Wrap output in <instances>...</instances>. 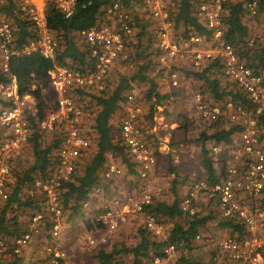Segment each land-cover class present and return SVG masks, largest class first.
<instances>
[{
  "label": "built area",
  "instance_id": "obj_1",
  "mask_svg": "<svg viewBox=\"0 0 264 264\" xmlns=\"http://www.w3.org/2000/svg\"><path fill=\"white\" fill-rule=\"evenodd\" d=\"M17 1L31 22L35 37L17 49L10 23L0 17V72L6 77L0 78V202L8 198L7 185L12 169L29 147L33 135L32 118L42 136L57 130L62 132L55 150L54 166L49 173L36 178L29 190L30 196H39V209L30 217L20 236L11 242L0 239V254L12 252L21 255L30 242L41 234L45 233L55 241L61 236L64 213L61 187L71 179L78 160L87 153L91 143L87 125L89 127L97 113L94 100L80 98L79 90L99 94L106 88L112 70L127 75L135 70L136 62L127 52V44L133 34L131 14L122 3L114 1L105 10L110 23L94 25L78 32L91 63L84 70L56 65L49 71L48 88L53 100L51 103L45 101L47 109L40 117L35 96L30 92H20L17 79L10 72V61L19 53H38L46 60H53L58 42L47 22L48 0ZM51 1L64 19L73 16L77 0ZM228 1L234 0H201L198 4L196 15L210 32L208 41L197 34L176 40L168 0H143V7L149 13L156 33L155 62L161 73L157 81L159 84L178 89L190 78L180 69L185 62L192 68H201L216 59L221 64L223 74L237 85L248 100V106L231 100L219 105L205 100L200 91L192 95V106L198 120L213 124L224 117L231 124L240 126L239 140L234 144L210 147L209 155L226 151L230 155V162L225 164L221 177L213 183L205 179L190 180L187 193L180 200V208L186 215H195L199 194L205 193L210 200L216 201L215 209L221 217L238 219L247 232L245 237L227 236L220 240L218 247L221 256L233 263L263 264L264 237L259 233L264 230V209L258 205L257 199L264 190V149L258 127V117L264 112V71L256 72L246 66L238 58L233 45L223 38L221 12ZM246 7L249 15H257L256 0L247 3ZM253 40L250 38L248 43L251 45ZM173 98V95H168L166 102L170 103ZM156 108L161 111L163 106L157 105ZM117 112L118 138L137 168L135 178L138 184L131 193L102 197L104 187L110 186L111 181L124 174L121 165L108 161L93 190L92 197H97L94 214L87 218L108 233H113L131 218L141 216L145 228L153 235L162 237L166 227L147 211L161 197L162 186L153 181L156 165L151 137L153 127L141 125L144 106L136 84L131 83ZM108 157H113V154H108ZM90 203H84V209ZM46 225L49 226L48 232L45 231ZM199 238L197 234L195 239ZM100 240L103 242L105 238ZM88 241L95 243L90 236ZM45 252L49 257L48 264H74L60 245L48 244ZM161 253L146 264H172L176 247L167 244Z\"/></svg>",
  "mask_w": 264,
  "mask_h": 264
},
{
  "label": "trees",
  "instance_id": "obj_2",
  "mask_svg": "<svg viewBox=\"0 0 264 264\" xmlns=\"http://www.w3.org/2000/svg\"><path fill=\"white\" fill-rule=\"evenodd\" d=\"M114 1L122 3L131 14L133 34L127 44V52L136 62V68L127 75L112 70L106 88L99 94L79 90L80 98L86 97L94 100L97 113L89 127L87 125V134L91 141L87 153L78 160L71 179L63 184L60 191L63 210L69 208L72 217L80 214L84 203L92 201L94 187L101 179L100 175L107 163L108 154L118 155L125 165L124 174L129 184L133 186L138 184L135 178L137 168L131 162L118 138L117 110L133 82L138 84L143 104L147 105L143 120H152L154 107L157 105L163 106L165 111L168 110L169 103L166 102V95L160 93L162 92L158 89L160 84L150 73L156 66V33L153 23L146 10L145 14L148 18H142L140 14L144 9L143 0H77L75 12L70 19H64L62 14L54 8L52 1L48 0L47 22L52 35L58 42L55 58L46 60L38 53L29 55L19 53L10 61V72L17 79L20 92H30L35 96L39 115L43 117L47 109L44 90L48 88L49 71L56 65L84 70L87 64L91 63L87 48L78 32L94 25L110 23L111 19L106 16L105 10ZM200 1L168 0L176 40L181 41L191 34H197L204 41H208L210 32L203 20L196 15ZM251 1L253 0H234L224 3L221 12L222 32L223 38L233 45L238 58L252 70L262 72L264 71V0H256L258 13L255 16L249 15L246 7ZM0 17L10 23L17 49L35 37L34 28L25 13L21 11L17 0H2ZM250 38L254 39L251 45L248 43ZM187 65L182 67L181 71L198 84L196 90L202 93L205 100L219 105H224L226 101L231 100L248 106L246 96L233 81L223 74L218 60H211L201 68H192L189 63ZM0 78L5 79L6 77L0 72ZM143 120L141 125L145 126L143 124L146 121ZM33 121L32 118L33 135L29 142L32 158L25 160L27 148L23 157L15 163L12 169L11 180L7 185L8 198L0 202V239H5L7 242L20 236L27 225H22L18 221L16 208L21 206L26 210L29 209L32 212L31 216L39 209V196H30L29 190L36 178L51 171L56 159L55 150L62 137V132L58 130L50 132L48 136L40 135ZM258 127L261 130L260 141L264 149V112L258 117ZM239 129V125L232 124V127L226 131L223 129L214 131L212 134L203 132L199 135L202 142V165L207 174L205 180L209 183L218 179L209 156V149L205 146L206 142L230 143L231 134L234 131L239 132ZM152 140L154 147L157 146L156 138ZM158 154L159 152L154 148L156 163ZM167 168L174 173V168L170 163ZM174 183H176L175 178L171 181L174 198L166 202L160 197L147 208V211L154 214L160 223L179 217L183 218L182 221H174L169 228H166L162 237L153 235L144 225L143 227L138 225L135 245L120 244L118 249L112 248L110 251L101 248L92 255L97 264H146L152 257L161 255V250L170 243L176 247L175 264H201L194 256V238L206 219L199 218L196 214L190 216L182 212L173 187ZM257 203L264 209V190L257 199ZM88 224L91 223L88 222ZM217 224L219 228L226 230L229 236H247L244 226L236 218L221 217ZM48 230L49 226L46 225L45 231L48 232ZM125 257L129 258L128 263H122L121 260ZM220 261L222 263L218 264H239L230 262L226 258H223L226 263ZM22 262L21 255L12 252L0 254V264H22ZM208 264L216 263L211 260Z\"/></svg>",
  "mask_w": 264,
  "mask_h": 264
},
{
  "label": "rangeland",
  "instance_id": "obj_3",
  "mask_svg": "<svg viewBox=\"0 0 264 264\" xmlns=\"http://www.w3.org/2000/svg\"><path fill=\"white\" fill-rule=\"evenodd\" d=\"M140 14L142 15V18H148L145 14V9H142ZM186 66L188 65L185 62L182 66H180V69ZM150 73L153 74L155 79L158 81V77H160L161 73L156 66L154 70H152ZM133 83L136 84L135 82ZM187 83L188 84H185V87L183 86L184 88L182 87L180 90L176 91L178 94L174 96L175 100L173 98V100L169 103L170 105L169 107H167L168 110H166L165 113L166 118L164 117L165 123L164 125H162V129H167H165L164 131L166 134L164 137L165 140L162 141L164 144H169L171 146L170 149L172 151L167 152L166 154L170 156L169 159L174 164L172 167L175 169V172L172 173L170 170H168L169 168H166L158 182L162 186L161 198L163 201L166 202H170L174 198L172 194L171 185V181L173 178H175V180L177 181V184L174 188L177 193V198L179 199V202L185 194V192L182 193V185H184L185 183L189 184L190 180L193 179H206V173L203 169H201L199 165L201 163L202 157L199 149L200 141L198 139L199 132H201L200 129L205 127L207 134H212L214 131L220 130V128L222 129L224 127H232V124L227 121L224 117L218 122L211 125L203 124L198 119L194 118L196 113L192 106V95L197 91L196 87L198 86V84L192 80H189ZM136 85L138 86V84ZM44 93L48 103H51L53 98L49 88L45 89ZM179 116H186L187 120L184 117L183 120L178 121L177 117ZM176 120L179 122V126L176 129L181 131L179 134H177L176 140H171V137L168 136L169 130L177 126L176 124L172 123ZM143 121H146V123L143 124L145 125L144 127L151 124L150 119ZM183 153L189 154L187 155L190 158L189 162H186V160H183L182 162L179 161L182 160ZM29 156L30 155L27 153L25 160H29ZM109 159L117 164H123L121 162V158L118 155H114L111 158L108 157L107 160ZM187 163L194 166V169H191L190 172L188 171L189 168H187ZM134 188L135 186L129 184L126 174H121L119 177L115 178L113 181L110 182V186L106 187L105 193L102 197L112 196L116 194L123 195L124 191L126 193H131L133 192ZM202 196L205 197L206 200L200 201L197 206L199 209L198 217H206V221H204L203 223V229L205 231L201 232L202 235H200L198 242H194V245H218L220 240L229 236L230 234L226 230L219 228L217 224L221 217L215 209L214 202L216 201L214 200V202L211 203L212 200H210L206 194H203ZM96 202L97 197L93 196L90 206H88V208L86 209L82 207L80 214L75 216L73 215V217L69 213V208H65L62 218L63 227L60 238L55 241L54 239H51L47 234H44L42 236L40 235L37 238H34L30 242L28 248L21 254V257L23 259H26V264H48L49 257L45 252V246L51 243L55 245H60V247L61 245H64V247H61L62 250L67 254L69 259L74 262V264H93L92 255L97 249H106V247L109 249H118V245L120 244L128 246L135 245L136 231L134 233L133 231L135 227H138L137 225H143V219L140 217L131 218L128 222H131V227L133 231L127 234L124 231V226H120L121 228L119 227L113 233H108L103 227L92 223L88 219L94 214L93 209L95 208ZM30 212L31 211L29 209L25 211H18L17 215L22 219V225H25L27 223L28 219L32 214V212ZM182 219V217H179L171 221H163L162 224L166 228H169L174 221L181 222ZM88 222L91 224L89 225ZM89 236L95 240L94 244L89 243ZM259 236L264 237V230L259 233ZM102 237L105 238V241L103 242L100 240ZM194 253L195 257L199 258V261L201 262H204V259L209 257V255L207 256L206 253L203 252V250ZM121 261L122 263H128L129 258L125 257L124 260Z\"/></svg>",
  "mask_w": 264,
  "mask_h": 264
},
{
  "label": "crops",
  "instance_id": "obj_4",
  "mask_svg": "<svg viewBox=\"0 0 264 264\" xmlns=\"http://www.w3.org/2000/svg\"><path fill=\"white\" fill-rule=\"evenodd\" d=\"M188 76V75H187ZM189 77V76H188ZM189 80H191V78H189L186 82H185V84L187 85L188 83V81ZM185 84H183V85H181L178 89H169L168 87H166L165 85H163V84H160L159 86H158V89H160L162 92H160L161 94H165L166 95V97L168 96V95H173V97L176 95V94H178L176 91H178V90H180L183 86L185 87L186 85ZM183 87V88H184ZM179 97V96H178ZM178 99V98H177ZM174 100H175V97H174ZM170 105V104H169ZM143 106H144V110H147V105H146V103H144L143 104ZM157 106H155L154 107V109H155V112L153 113V117H152V120H151V125H147L146 127H153V133H152V135H151V137H152V139H155L156 138V143H157V146H155V148H156V150L159 152V154H158V156H157V163H156V165H155V168H154V171H153V181L154 182H159V179L162 177V174H163V172L165 171V169L167 168V165L170 163L171 164V166H173L174 164L172 163V161L169 159L170 158V156L168 155V154H166L167 152H170V151H172L170 148H171V146L169 145V144H164L163 143V141L162 140H165L164 139V137H165V129L166 128H163L162 129V125H164V117H165V113H166V111L164 110V107H163V109L160 111V110H156L157 108H156ZM194 116V115H193ZM196 116V115H195ZM194 116V118H196V119H198L197 118V116L195 117ZM184 117H185V119L187 120V117L186 116H179V117H177V120L178 121H181V120H183L184 119ZM166 118V117H165ZM190 119V118H189ZM173 121L172 123H174V124H176L177 126L176 127H174L173 129H170L169 130V137H171V140H176V138H177V134H179L180 133V131L181 130H177L176 128H178V121ZM200 121V120H199ZM201 123H203L202 121H200ZM218 122V121H217ZM216 123V122H215ZM203 124H205V123H203ZM214 124V123H213ZM209 125H211V124H209ZM175 126V125H174ZM228 130L229 129V127H224V128H220V130ZM167 130V129H166ZM201 130V132H199V135L201 134V133H203V132H205V133H207L206 132V130H205V127L204 128H202V129H200ZM205 130V131H204ZM199 135H198V139H199ZM168 137V138H169ZM238 140H239V132H237V131H234L232 134H231V136H230V143H227V144H234V143H236V142H238ZM199 141H200V139H199ZM163 144V145H162ZM219 144H223V143H219ZM226 144V143H225ZM160 145H162V146H160ZM213 145H215V143H213V142H211V141H207L206 142V144H205V146H206V148L207 149H210V147L211 146H213ZM177 146V145H176ZM165 148H167V149H165ZM185 148V147H184ZM201 148H202V142L200 141L199 142V149H200V152H201ZM167 150V151H166ZM27 153L30 155L29 156V160L32 158V156H31V154H32V149H31V147L29 146L28 147V149H27ZM187 155H189V154H186V153H183V158H182V160H179V161H183V160H186V162H189L190 161V158L187 156ZM202 155V154H201ZM114 156V155H113ZM210 156V158H211V161H212V164H213V168H214V170H215V174H216V178L217 179H219L220 177H221V174L224 172V166H225V164L226 163H229L230 162V155L228 154V153H226V151H221V152H219V153H217V155H215V156H213V155H209ZM26 157V156H25ZM107 159H108V155H107ZM108 161H111L110 159L109 160H107V162ZM188 164V163H187ZM119 165H121L123 168H125V165H123V164H119ZM200 165V167H201V169H203L204 170V172L206 173V171H205V169H204V167H203V165H202V157H201V163L199 164ZM187 168H189L188 169V171L190 172V170L191 169H194V166L193 165H191V164H188V166H187ZM174 170V172H175V169H173ZM206 178H207V174H206ZM176 181V180H175ZM176 184H177V181H176V183H174L173 184V187H175L176 186ZM188 184V183H187ZM186 183L184 184V185H182L181 187L183 188L182 190V193H184L185 192V194H186V192H187V189H188V185H187ZM106 187L107 186H105L104 187V193H105V189H106ZM109 187V186H108ZM175 189V188H174ZM176 192V191H175ZM124 193H126L125 191H124ZM185 194H184V196H185ZM203 194H205V193H200L199 194V197H198V201H197V203H196V211H197V213H196V215H198V206H197V204H199V202L200 201H202V200H206V198L205 197H203L202 195ZM179 195H180V193H179ZM211 202V201H210ZM214 202V200H212V202L211 203H213ZM214 204H215V202H214ZM201 207V206H200ZM16 208V207H15ZM24 208H22L21 206H19L18 208H16V210L17 211H25V210H23ZM17 213V212H16ZM31 213V212H30ZM219 214V213H218ZM142 218L141 216H138V217H135V218ZM221 217V216H220ZM203 219L205 218L206 219V217H202ZM18 221H20L22 224H23V222H22V219L18 216ZM206 221V220H205ZM27 224V223H26ZM122 227L124 226V231L126 232V234L127 233H129V232H131V231H133V229H132V227H131V222H126V223H124V224H122L121 225ZM138 226V225H137ZM202 227H200L199 228V230H198V234L199 235H202L201 234V232L202 231H205L204 229H203V224L201 225ZM10 227V226H9ZM25 228H26V225H25ZM121 228V227H120ZM25 230V229H24ZM137 230H138V227H135V229H134V231H133V233L136 231V243H137ZM128 231V232H127ZM45 234V233H44ZM44 234H41V236L42 235H44ZM203 235H204V233H203ZM49 236V235H48ZM194 242H198V240H196L195 238H194ZM118 246H121V245H118ZM125 246H128V245H125ZM217 246V247H216ZM61 247H64V245H61ZM194 247H195V251L194 252H200V251H202L203 250V252L204 253H206V255L208 256L209 255V257H207L206 259H204V262H201L200 261V263L202 264H208V262H210L211 260L212 261H214V263H216V264H218V263H221V261L220 260H222L223 261V256H221V254H220V251H219V247H218V245H194ZM97 250H99V249H97ZM96 250V251H97ZM105 251H110L111 250V248L109 249V248H107L106 247V249H104ZM95 251V252H96ZM94 252V253H95ZM194 256H195V253H194ZM23 259V258H22ZM92 260H93V264H97V262H96V260L94 259V258H92ZM176 260H177V254H176V256L174 257V259L172 260V264H175L176 263ZM197 260H199V258H197ZM26 259H23V262H22V264H26ZM224 263H226L225 261H223Z\"/></svg>",
  "mask_w": 264,
  "mask_h": 264
}]
</instances>
